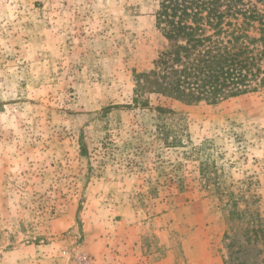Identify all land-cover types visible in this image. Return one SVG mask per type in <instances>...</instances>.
I'll use <instances>...</instances> for the list:
<instances>
[{
    "label": "rangeland",
    "instance_id": "374dc122",
    "mask_svg": "<svg viewBox=\"0 0 264 264\" xmlns=\"http://www.w3.org/2000/svg\"><path fill=\"white\" fill-rule=\"evenodd\" d=\"M158 7L0 0V264H264V89L137 101Z\"/></svg>",
    "mask_w": 264,
    "mask_h": 264
},
{
    "label": "trees",
    "instance_id": "16d2710c",
    "mask_svg": "<svg viewBox=\"0 0 264 264\" xmlns=\"http://www.w3.org/2000/svg\"><path fill=\"white\" fill-rule=\"evenodd\" d=\"M155 15L166 42L137 82V101L146 90L217 103L264 89V0H159ZM245 212L233 209L232 225L258 241L264 218Z\"/></svg>",
    "mask_w": 264,
    "mask_h": 264
},
{
    "label": "crops",
    "instance_id": "0c3cea01",
    "mask_svg": "<svg viewBox=\"0 0 264 264\" xmlns=\"http://www.w3.org/2000/svg\"><path fill=\"white\" fill-rule=\"evenodd\" d=\"M129 259H131V257ZM163 263H164V260L162 259L159 264H163Z\"/></svg>",
    "mask_w": 264,
    "mask_h": 264
},
{
    "label": "built area",
    "instance_id": "2783aa9c",
    "mask_svg": "<svg viewBox=\"0 0 264 264\" xmlns=\"http://www.w3.org/2000/svg\"><path fill=\"white\" fill-rule=\"evenodd\" d=\"M84 264H88V261H85V263Z\"/></svg>",
    "mask_w": 264,
    "mask_h": 264
}]
</instances>
